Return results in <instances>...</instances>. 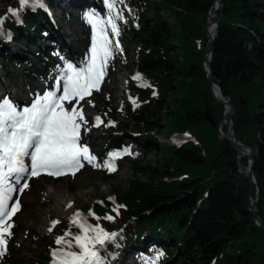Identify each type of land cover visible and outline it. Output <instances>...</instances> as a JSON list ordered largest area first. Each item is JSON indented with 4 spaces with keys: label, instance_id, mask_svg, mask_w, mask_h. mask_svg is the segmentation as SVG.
Segmentation results:
<instances>
[{
    "label": "trees",
    "instance_id": "16d2710c",
    "mask_svg": "<svg viewBox=\"0 0 264 264\" xmlns=\"http://www.w3.org/2000/svg\"><path fill=\"white\" fill-rule=\"evenodd\" d=\"M55 1L44 0L46 7L36 11L25 8L20 13L22 23H17L8 9L19 10V0H0V17H6L0 36V72L11 83L16 82L15 70L23 66L27 85L44 82L53 89L57 65L66 58L50 21L55 14L51 10H59L61 19L72 20L71 11ZM129 1L133 26L120 22L119 38L129 47H137L134 63L129 67L131 50L122 48L108 69L114 71L121 64L131 72L135 69V76L142 80L127 79L126 96L131 105L127 99L120 108L110 100L104 102L100 112L106 124L114 122L107 129L114 133L166 131L171 137L189 139L181 146L147 141V149L161 153V162L148 171L149 180L130 181L127 189L119 186L115 202L102 199L87 210L101 217L99 221L90 217L91 225L99 223L107 232L118 234L101 249V256L106 264H122L119 255L128 258L133 254L146 264L160 251L163 256L158 264H264V232L241 198L245 190L247 200L250 182L238 173L237 152L218 137L224 106L214 98L206 71L208 14L216 0ZM222 2L210 62L214 85L236 106V137L253 151L259 189L256 212L264 222V0ZM77 12L76 20L86 28L83 17L87 11L81 7ZM34 63L40 66L36 71L30 67ZM210 137L215 145L209 144ZM125 150L107 145L102 163L109 153ZM128 156L122 154L115 165ZM247 164V159H241L242 166ZM100 170L107 180L115 176L116 170ZM116 205L124 206L118 216L112 211ZM106 215L114 220L103 219ZM72 231L79 234L77 228ZM10 240L12 246L0 264H20L15 250L17 234ZM52 246L57 247L55 242ZM42 259L49 263L45 255Z\"/></svg>",
    "mask_w": 264,
    "mask_h": 264
},
{
    "label": "snow or ice",
    "instance_id": "6c2138e0",
    "mask_svg": "<svg viewBox=\"0 0 264 264\" xmlns=\"http://www.w3.org/2000/svg\"><path fill=\"white\" fill-rule=\"evenodd\" d=\"M19 4V10L8 9V14L15 17L17 23H22L20 13L25 8L36 11L46 7L44 0H19ZM103 4V15L95 9L84 13L83 18L91 28V44L84 60L77 65L62 58V64L57 65L52 90L38 94L31 106L22 110L9 98L0 99V258L6 254L13 236V217L21 210L17 194H23L29 188L31 178L41 174L56 178L74 176L84 167V162L93 168L115 171L116 159L122 154L132 155L130 149L123 153L113 152L103 163H97V157L81 143L82 129L89 131L90 128L83 108L78 107L79 102L91 96L93 90L100 91L111 60L123 51L119 41L120 22L124 21L120 6L127 7L125 0H103ZM5 18L0 17V36L4 35ZM7 38L10 39V35ZM134 79L140 81L142 77L137 74ZM133 103L135 105V101ZM101 124L104 121L96 116L92 126ZM105 126H114V122L109 121ZM26 159L30 163H26ZM123 207L116 205L112 211L118 216ZM87 215L97 221L101 219L91 210ZM103 219L113 221L114 217L106 215ZM58 223L53 221L49 232ZM70 224L79 230V234L68 230L56 238L57 247L51 251V264H106L101 249L113 242L118 234L107 232L99 223L88 224L79 212L71 218ZM162 256L163 252L157 251L146 264H158Z\"/></svg>",
    "mask_w": 264,
    "mask_h": 264
},
{
    "label": "rangeland",
    "instance_id": "374dc122",
    "mask_svg": "<svg viewBox=\"0 0 264 264\" xmlns=\"http://www.w3.org/2000/svg\"><path fill=\"white\" fill-rule=\"evenodd\" d=\"M69 1L57 0L55 4L71 11L72 20L61 19L59 13L58 18L50 17V21L57 31L58 27L55 22L58 21V25L61 27L62 33H64L62 35L68 36L66 39H60L61 34L59 31L57 32L58 44L62 45L66 60L80 59L82 62L91 44V28L89 24L86 28H83L79 21L76 20L79 16L77 12L78 8L83 7L85 11L95 9L102 15L105 12V8L103 0H80L81 4L79 5L71 4ZM125 3L127 6L129 0H125ZM120 7L123 10L124 21L121 22L123 23L128 20L130 13L128 7L124 5ZM70 28L74 30V34L71 33ZM37 31L42 32V27H38ZM64 40L66 43H69L70 47L64 46ZM119 41L122 48H129L120 38ZM47 45L50 44L47 43ZM129 49L131 50V56L127 64L132 68L134 49L133 47ZM28 57L31 58L30 56ZM113 62L112 59L110 65ZM30 67L32 71L40 68L37 64L35 66L31 65ZM21 69H24V67L21 66L20 69L14 72L16 78L15 83H11L0 72V99L7 97L14 104L17 103L19 109L22 110L24 107L31 106L35 96L38 94L42 95L44 91L49 90V85L44 82L35 86L31 84L27 85ZM131 77H134V73L130 69L123 68L121 64L116 65L114 71L110 72L108 69L104 81L100 86V91L93 90L92 95L80 101L78 107L83 108L90 128L89 131L82 129L81 143L89 147L90 152L97 157V163H102V155L107 145L111 144L122 146L124 149H130L132 155H129L125 160H118L115 176L110 180L103 178L101 168H93L87 162H84V167L76 172L74 176L69 174L59 178H50L48 181H45L44 177L31 179L29 188L24 192V195L19 196L18 194L21 202V210L13 217L15 227L12 229V232L13 234H17L18 242L15 244V250L18 253L20 264H51V251L54 249L52 244L56 238L63 236L66 231L76 228L69 223V220L64 214L55 212L57 206H63L65 202L64 195L70 201L76 200V204L71 206V208L76 207L79 213L89 219L87 210L95 202L101 201L102 199L113 200L117 187L120 186L127 189L130 181L140 179L145 183L149 180L148 171H151L161 162V153L158 151L160 154L156 155L147 149L145 147L147 141H151L158 146L173 145L172 137L166 131L162 134L157 131L138 133L134 130H128L124 133H114L109 131L105 126L106 118L100 112L105 101L110 100L114 107L120 108L122 102L127 99L131 105V101L126 97V82ZM4 90H10L12 96ZM18 97L21 99H18ZM89 100L92 101L91 104L88 103ZM75 103L73 101V104ZM66 107L70 109L71 105L66 104ZM96 116H100L104 121V124H101L99 127L92 126V122ZM208 142L211 145L216 144V140L211 137ZM133 166L142 171V173L136 174ZM123 171L124 174L121 175ZM52 192L55 194L50 197V193L52 194ZM53 221H59V223L49 232ZM39 236L44 237L46 240H40ZM8 243L9 247L12 246L11 240ZM43 255L49 259V263L47 261L42 262ZM117 259L123 262L122 264H141L140 259L133 254L128 258L119 255Z\"/></svg>",
    "mask_w": 264,
    "mask_h": 264
},
{
    "label": "water",
    "instance_id": "95a60500",
    "mask_svg": "<svg viewBox=\"0 0 264 264\" xmlns=\"http://www.w3.org/2000/svg\"><path fill=\"white\" fill-rule=\"evenodd\" d=\"M217 2H218L219 6L222 9L223 8L222 0H217ZM221 17H222V15L215 21V24L219 23ZM211 24H214V23H209L208 27L206 29L207 37L210 38V40H211V45L208 47V49L206 51V66H207V72H208L210 84H211V86L214 87V76H213L212 67H211L210 62H211V56H212V52H213V49H214V42L216 40L215 39L216 37H210L209 36L208 28L210 27ZM212 91H213L214 98L217 100V102H219L222 105H225V102H227V104H228V106L230 108V113H229L230 116L227 117V115H224L223 116V120L221 121V123L219 125V126H222L224 124V121L228 120L227 121L228 124L226 125V127L228 129L229 126L230 127L232 126V119L237 113V108L229 100L222 101L219 98H217V96L214 93V90H212ZM228 132H229V130L227 131V133ZM220 136L222 137L223 140L227 141L228 143H230L234 147V149L238 153L239 157H246V158L251 160V163H250L249 167L243 168L247 172L246 175H247V177H248V179L250 181L249 194H248L247 200H245V198H244L245 190H243L241 198L243 199V202L247 203L248 212H250V214H252L255 222H257L258 226H260L259 228L264 232V222L262 221L261 217L257 214L256 210L254 209V202L251 201V199L253 198V190H254L253 180H255V176H254V162H255V158H254V155L252 153V150L248 146L243 145L244 149H250V151H251L249 156H245L244 154H242L239 151L238 144H236L233 139L229 138L228 136H222V135H220Z\"/></svg>",
    "mask_w": 264,
    "mask_h": 264
},
{
    "label": "bare ground",
    "instance_id": "6f19581e",
    "mask_svg": "<svg viewBox=\"0 0 264 264\" xmlns=\"http://www.w3.org/2000/svg\"><path fill=\"white\" fill-rule=\"evenodd\" d=\"M69 3H71V4H81V2H80V0H70L69 1ZM77 6V5H76ZM51 11H54V13L56 14H53V17H57L58 15H59V11L57 10V9H53V10H51ZM58 18V17H57ZM57 21V20H56ZM56 23V25H57V27H58V31H59V33L61 34H59L60 35V39H66V37H68L67 35L65 36V35H62V34H64V33H62V30H61V27L58 25V21L57 22H55ZM56 31H57V29H56ZM57 31V32H58ZM70 31H71V33L72 34H74V30H72V29H70ZM215 31H216V28L215 27H212V26H210V28H209V30H208V32H209V36L210 37H212L214 34H215ZM59 40V39H58ZM60 45V44H59ZM67 46V47H70L69 46V43H66V41L64 40V46ZM61 47H62V45H60ZM4 91H6L7 93H9L11 96H12V92H10V90H4ZM215 94H216V96H217V98H219V99H221V100H223V97H222V95L220 94V92H219V90L218 89H215ZM18 99H21L20 97H18ZM225 107H226V115H227V117H229L230 116V110H229V106H228V104L225 102ZM228 120H225L224 121V125H227L228 124V122H227ZM238 148H239V151L242 153V154H245V155H247V151L242 147V145L241 144H239L238 143ZM124 174V171L121 173V175H123ZM55 193L54 192H52V194L50 193V197H52L53 195H54ZM64 200H65V202H64V204H63V206H57L56 208H55V212L56 213H58V214H64L65 216H66V218L69 220V223H70V220H71V218L75 215V213H77L78 212V209L76 208V207H72L71 208V206H73V205H75L76 204V200H69L68 199V197L67 196H65L64 195Z\"/></svg>",
    "mask_w": 264,
    "mask_h": 264
},
{
    "label": "built area",
    "instance_id": "2783aa9c",
    "mask_svg": "<svg viewBox=\"0 0 264 264\" xmlns=\"http://www.w3.org/2000/svg\"><path fill=\"white\" fill-rule=\"evenodd\" d=\"M218 9H219V6L216 4V5L212 8V10L209 12V15H210L211 19L217 17L216 12H217ZM216 27H217V26L215 25V28H216ZM239 173H240V174L243 173V170H242L240 167H239Z\"/></svg>",
    "mask_w": 264,
    "mask_h": 264
}]
</instances>
